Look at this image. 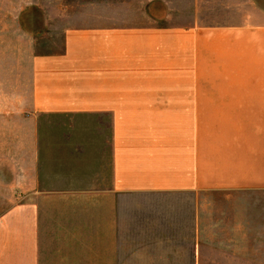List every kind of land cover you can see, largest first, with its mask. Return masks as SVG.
Here are the masks:
<instances>
[{
  "label": "crops",
  "instance_id": "1",
  "mask_svg": "<svg viewBox=\"0 0 264 264\" xmlns=\"http://www.w3.org/2000/svg\"><path fill=\"white\" fill-rule=\"evenodd\" d=\"M188 5L0 83V264H264V0Z\"/></svg>",
  "mask_w": 264,
  "mask_h": 264
},
{
  "label": "rangeland",
  "instance_id": "2",
  "mask_svg": "<svg viewBox=\"0 0 264 264\" xmlns=\"http://www.w3.org/2000/svg\"><path fill=\"white\" fill-rule=\"evenodd\" d=\"M189 2L190 0H0V83H5L11 69L18 68L27 56L60 52L64 32L69 28L91 23L97 14L112 18L117 24L149 22L151 18L160 20L169 13L188 15L182 9L189 8ZM104 122L106 126L107 121ZM107 135L104 134V153L108 150ZM4 193L0 189V209L5 208L10 200ZM238 249L245 251V247ZM254 250V259L264 258L262 247H254ZM237 256L245 255L238 253Z\"/></svg>",
  "mask_w": 264,
  "mask_h": 264
}]
</instances>
